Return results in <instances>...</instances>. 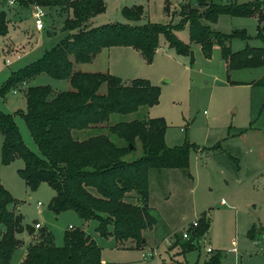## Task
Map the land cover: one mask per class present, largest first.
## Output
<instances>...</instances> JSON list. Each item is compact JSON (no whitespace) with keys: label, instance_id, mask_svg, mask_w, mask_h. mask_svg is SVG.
Segmentation results:
<instances>
[{"label":"rangeland","instance_id":"374dc122","mask_svg":"<svg viewBox=\"0 0 264 264\" xmlns=\"http://www.w3.org/2000/svg\"><path fill=\"white\" fill-rule=\"evenodd\" d=\"M103 1L104 11L90 18V26L153 22L178 27L174 34L190 46L192 61L189 56L178 55L170 48L162 34L151 62L147 63L144 58V62L138 60V67L134 69L131 63L123 60L124 49H118L120 60L114 57L117 50L112 49L109 58L105 55V59L111 61L112 69L117 64L124 68L120 72L122 77L106 68L108 73L124 82L134 78L148 80L160 88L158 103L152 107L141 106L129 114L113 113L103 127L75 130L73 136L85 139L102 133L109 135L117 145H125L108 132L107 125L161 117L167 125L164 135L167 146L182 145L185 140L196 146L190 148L188 166L149 170L148 205L153 208L157 223L151 231L145 232V247L127 248L129 241L122 246L111 236H101L96 220L84 221L70 210L53 213L49 202L54 191L47 183H41L32 191L18 174L24 165L22 159L2 163L0 132V183L16 200L10 209L22 215L23 225L34 226L33 223L39 222L41 225L34 229L46 228L57 246L63 245L66 232L82 230L100 247L101 259L115 264H203L216 250L223 254L221 264H264V87L249 84L262 76L264 68L227 70L217 43H213L211 56L204 57L200 45L191 42L189 24L181 16V10L187 7L202 12L208 1L227 4L253 0H201V5L196 0ZM133 4L142 5L145 11L137 21L122 15L123 6ZM38 6L0 0V12L5 13L7 29L5 35H0V87L12 72L40 58L67 34L63 26L70 16L69 11L56 6H39L46 12L44 27L39 30L33 19ZM201 22L225 34L244 29L250 37L231 39L229 46L233 51L243 49L246 44L261 45L256 37L258 22L255 16L221 14L213 23L204 19ZM104 65L100 57L89 64L74 63L75 69L82 71H98ZM45 84L54 92L71 89L67 79H55L41 73L0 94V110L12 117L24 143L37 154L39 149L22 116L26 110L24 91L27 86ZM105 88L102 84L98 92H105ZM142 154L141 143L136 140L135 149L125 159L135 160ZM204 211L208 212L202 217L210 223L208 232L200 237L199 246L182 254L175 235L180 237L187 224ZM1 230L3 226H0ZM34 237L26 232L17 235L20 243L9 264L22 262L26 247L35 240ZM207 246L214 251L207 253Z\"/></svg>","mask_w":264,"mask_h":264},{"label":"trees","instance_id":"16d2710c","mask_svg":"<svg viewBox=\"0 0 264 264\" xmlns=\"http://www.w3.org/2000/svg\"><path fill=\"white\" fill-rule=\"evenodd\" d=\"M196 1L201 5V0ZM16 2L22 6H56L69 11L70 16L63 26L67 34L40 58L12 72L1 85L0 94L41 73L55 79H67L71 89L54 92L45 84L27 86L24 91L26 110L22 116L39 154L24 143L12 117L0 110L2 163L22 159L24 165L18 174L32 191L41 183H47L54 191L49 202L53 213L74 211L84 221L96 220L98 233L113 237L118 245L123 246L129 241L132 244L127 248L145 247L147 242L143 233L157 223L153 209L148 205L149 170L187 168L190 148L196 146L187 140L182 145L167 146L164 141L167 125L161 117L106 124L108 132L125 145H117L109 135L102 133L85 139L74 137L75 130L103 127L113 113L129 114L141 106L152 107L158 103L160 94V88L146 79L124 82L108 72L80 71L75 69L74 63H88L103 48L111 46L132 47L149 63L161 34L170 48L178 55L189 56L191 62L190 46L174 34L178 27L170 25L114 22L90 26V18L104 11L103 0ZM208 2L202 12L195 7L181 10L182 20L189 24L191 42L200 45L206 58L211 56L213 43H217L227 70L264 68V0L227 4ZM143 13L140 4L122 8V15L128 20L137 21ZM221 14L255 16L258 22L256 37L261 45L246 44L243 49L233 51L229 46L231 39L250 37L244 29L225 34L201 22L204 19L213 23ZM6 32L5 13L1 11L0 35ZM102 84L106 86L105 92L99 93ZM249 84L264 87V73ZM136 140L140 141L143 154L127 161L125 156L135 149ZM15 203V198L0 183V226H3L0 264H9L20 243L17 235L22 232L36 238L27 245L20 264H115L103 261L100 247L80 229L66 232L63 245L57 246L46 228L41 226L35 230L31 224L23 225L22 215L10 209ZM205 215L206 211L198 215L197 227H189V238L175 235L182 254L199 246L200 237L208 231L210 223L202 218ZM253 231L254 228L251 235ZM222 258L221 250H216L203 264H221Z\"/></svg>","mask_w":264,"mask_h":264},{"label":"crops","instance_id":"0c3cea01","mask_svg":"<svg viewBox=\"0 0 264 264\" xmlns=\"http://www.w3.org/2000/svg\"><path fill=\"white\" fill-rule=\"evenodd\" d=\"M145 12V11H144ZM122 47H125V48H122ZM124 49L123 51V54L122 56H124L123 60L124 61H127L129 63L132 64V69H134L135 67H138V60L139 61H143L144 62V59L142 57V55L140 54V52L136 49H133L132 47H128V46H111V47H108V49L106 50V48L102 49L95 57L94 59L92 60V62L97 58V57H100V59H102V62L104 61V66L105 67H102L103 69H100L98 71H83V72H108V71H113L112 73L113 74H116L118 76H121L120 72L121 71V68H124V67H120V64H117L114 66V68L112 69V64H111V61L109 62L108 59H105V55L107 56V58H109L110 56V52L112 51V49H115L117 50L116 54H114V57L118 60H120V56H119V53H120V50L118 49ZM125 54V55H124ZM127 55V56H126ZM141 57V58H140ZM126 58V59H125ZM91 61L88 62V63H85V64H89V63H92ZM141 63V62H140ZM82 64V63H81ZM108 65V66H107ZM120 67V68H119ZM108 68V71L107 69ZM120 69V70H119ZM82 71V70H80ZM122 77V76H121ZM77 133V132H76ZM79 135V133H77ZM81 136H79L78 139H83V138H80ZM89 137V136H88ZM84 138H87V137H84ZM224 201V200H223ZM153 209V208H152ZM208 213V212H206ZM39 223V222H38ZM35 224V223H33ZM40 224V223H39ZM41 225V224H40ZM70 226V225H69ZM68 226V227H69ZM151 231V230H149ZM208 232V231H207ZM206 232V233H207ZM23 233V232H22ZM21 234V233H20ZM145 232L143 233V236H144ZM19 235V234H18ZM28 235V234H27ZM30 236V235H28ZM145 238V237H144ZM146 239V238H145ZM147 242V241H146ZM130 245L132 244L131 242H129ZM129 245V246H130ZM209 247V246H207ZM211 247V246H210ZM212 248V247H211ZM206 250V249H205ZM214 251V249L212 248V252ZM210 252V253H212ZM208 253V252H207ZM206 260V259H205ZM104 261V260H103Z\"/></svg>","mask_w":264,"mask_h":264},{"label":"built area","instance_id":"2783aa9c","mask_svg":"<svg viewBox=\"0 0 264 264\" xmlns=\"http://www.w3.org/2000/svg\"><path fill=\"white\" fill-rule=\"evenodd\" d=\"M13 1L14 0H10V2H12V3H13ZM45 16H46L45 10L39 6L36 7L35 11L33 12L34 25H35L36 29L41 30L44 27ZM221 202L223 203L224 201L221 200ZM38 205H40V202H38ZM39 225L40 224L36 222L34 226L37 228V227H39ZM197 225H198V217H195L192 221H190L187 224V227L182 230V233H181L182 237L186 238V239L189 238V236H190L189 227L195 228V227H197ZM69 228H72V226L70 225ZM233 250H234V248H233ZM206 252H208V253L212 252V248L206 247ZM142 256L144 258H146L145 254H142Z\"/></svg>","mask_w":264,"mask_h":264}]
</instances>
